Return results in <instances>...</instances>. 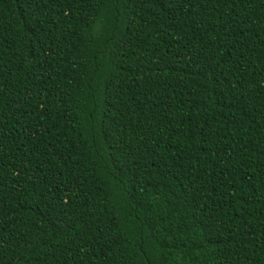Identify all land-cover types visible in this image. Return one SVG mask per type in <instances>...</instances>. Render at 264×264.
<instances>
[{
  "label": "trees",
  "instance_id": "1",
  "mask_svg": "<svg viewBox=\"0 0 264 264\" xmlns=\"http://www.w3.org/2000/svg\"><path fill=\"white\" fill-rule=\"evenodd\" d=\"M0 264H264V0H0Z\"/></svg>",
  "mask_w": 264,
  "mask_h": 264
}]
</instances>
